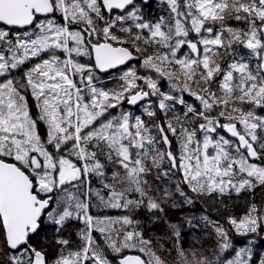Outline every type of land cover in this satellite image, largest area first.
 <instances>
[{
    "label": "snow or ice",
    "instance_id": "1",
    "mask_svg": "<svg viewBox=\"0 0 264 264\" xmlns=\"http://www.w3.org/2000/svg\"><path fill=\"white\" fill-rule=\"evenodd\" d=\"M0 264H264V0H0Z\"/></svg>",
    "mask_w": 264,
    "mask_h": 264
}]
</instances>
